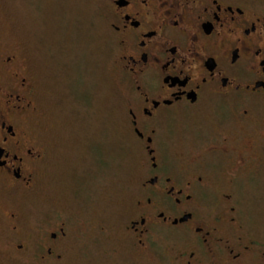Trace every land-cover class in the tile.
Wrapping results in <instances>:
<instances>
[{"label":"flooded vegetation","instance_id":"obj_1","mask_svg":"<svg viewBox=\"0 0 264 264\" xmlns=\"http://www.w3.org/2000/svg\"><path fill=\"white\" fill-rule=\"evenodd\" d=\"M99 2L143 156L119 243L140 256L165 240L173 264H264V235L247 232L240 213L264 172V2ZM37 110L32 73L0 46V245L19 261L61 264L82 235L53 199L32 231L17 205L47 185Z\"/></svg>","mask_w":264,"mask_h":264},{"label":"rangeland","instance_id":"obj_2","mask_svg":"<svg viewBox=\"0 0 264 264\" xmlns=\"http://www.w3.org/2000/svg\"><path fill=\"white\" fill-rule=\"evenodd\" d=\"M105 11L99 0H0V46L18 53L34 77L38 114L32 131L51 156L43 172L47 185L19 197L17 205L32 231L43 198L53 199L82 235L61 264H173L165 240L140 256L119 243V220L131 203L143 156L127 127L126 88ZM259 170L240 213L245 230L263 237ZM0 264L35 263L13 259L1 246Z\"/></svg>","mask_w":264,"mask_h":264}]
</instances>
